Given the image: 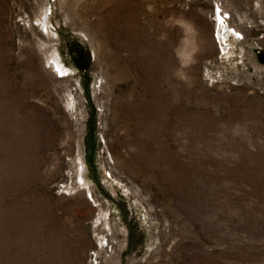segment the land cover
Listing matches in <instances>:
<instances>
[{
  "label": "rangeland",
  "instance_id": "rangeland-1",
  "mask_svg": "<svg viewBox=\"0 0 264 264\" xmlns=\"http://www.w3.org/2000/svg\"><path fill=\"white\" fill-rule=\"evenodd\" d=\"M0 264H264V0H0Z\"/></svg>",
  "mask_w": 264,
  "mask_h": 264
},
{
  "label": "bare ground",
  "instance_id": "bare-ground-1",
  "mask_svg": "<svg viewBox=\"0 0 264 264\" xmlns=\"http://www.w3.org/2000/svg\"><path fill=\"white\" fill-rule=\"evenodd\" d=\"M69 0H66V2H68ZM47 14V10H45V14L44 15H46ZM217 20L218 19H220V17H219V15H217V18H216ZM39 21L41 22V24H42V21H41V19L39 18ZM217 23V22H216ZM32 25H34V24H32ZM39 25H40V23H39ZM218 25H219V20H218ZM221 25V24H220ZM220 30H219V32H218V34H222V32L224 33L225 31H226V28H224V25H221L220 27ZM218 28V29H219ZM228 30V29H227ZM52 59H57V58H55V57H52ZM47 61V60H46ZM53 64H55L56 65V67L54 66L53 67ZM58 66V64L56 63V61H54L53 63H50V65L48 66V67H44V68H47V69H60V68H62L61 66H59V67H57Z\"/></svg>",
  "mask_w": 264,
  "mask_h": 264
}]
</instances>
